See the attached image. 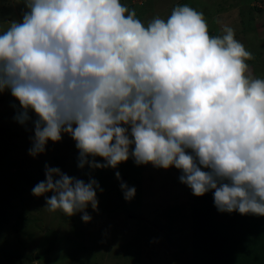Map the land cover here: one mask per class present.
Instances as JSON below:
<instances>
[{
	"label": "clouds",
	"instance_id": "obj_1",
	"mask_svg": "<svg viewBox=\"0 0 264 264\" xmlns=\"http://www.w3.org/2000/svg\"><path fill=\"white\" fill-rule=\"evenodd\" d=\"M23 4L21 20L0 29V94L18 102L15 122L32 126L31 157L68 135L80 169L130 158L174 167L194 196L212 193L218 212L264 217V78L251 75L233 28L210 35L187 4L147 25L121 0ZM115 175L133 199L136 188ZM31 191L50 213L88 223L103 189L46 164Z\"/></svg>",
	"mask_w": 264,
	"mask_h": 264
},
{
	"label": "rangeland",
	"instance_id": "obj_2",
	"mask_svg": "<svg viewBox=\"0 0 264 264\" xmlns=\"http://www.w3.org/2000/svg\"><path fill=\"white\" fill-rule=\"evenodd\" d=\"M121 2L135 9L145 25L187 4L204 14L210 35L233 28L252 54L247 61L251 75L264 78V0ZM23 10V0H0V29L21 20ZM13 104L18 107L9 92L0 94V264H191L192 192L180 183L179 170L137 166L131 158L117 169H80L78 150L68 135L59 143L49 141L46 152L33 158L28 154L32 126L26 130L15 122ZM46 164L85 182L89 177L98 181L103 192H97L99 212L87 209L90 222H83L81 213H50L44 197L32 195V188L45 179ZM116 171L136 188L133 199H124Z\"/></svg>",
	"mask_w": 264,
	"mask_h": 264
},
{
	"label": "trees",
	"instance_id": "obj_3",
	"mask_svg": "<svg viewBox=\"0 0 264 264\" xmlns=\"http://www.w3.org/2000/svg\"><path fill=\"white\" fill-rule=\"evenodd\" d=\"M190 209L191 264H264V217L220 213L211 192Z\"/></svg>",
	"mask_w": 264,
	"mask_h": 264
}]
</instances>
